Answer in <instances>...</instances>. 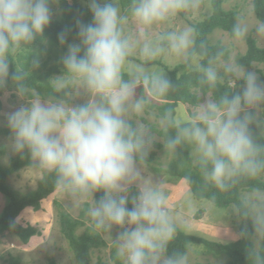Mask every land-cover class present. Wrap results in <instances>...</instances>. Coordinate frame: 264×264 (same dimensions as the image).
<instances>
[{"label":"clouds","instance_id":"clouds-1","mask_svg":"<svg viewBox=\"0 0 264 264\" xmlns=\"http://www.w3.org/2000/svg\"><path fill=\"white\" fill-rule=\"evenodd\" d=\"M87 2L92 22L78 21L80 43L68 46L63 64L93 99L69 105L62 99L43 101L35 96L4 113L14 148L30 150L44 167L58 173L59 182L67 188L104 193L90 215L97 227L123 228L118 243L127 264H183L180 258L164 257L175 233L164 196L148 185L140 186L131 201L126 194L138 176L136 155L145 146L143 132L133 129L127 119L131 112L143 109L144 100L136 98V89L150 84L153 92L163 94L171 82L147 75L125 80L122 68L132 48L120 27L126 18L111 3ZM50 5L51 0H0V88L9 79H23L11 71L7 55L30 44L49 27ZM192 6L189 0H136L132 15L142 25H151ZM235 31L242 36L246 29ZM258 31L264 32V25ZM167 38L177 53L192 43L190 30ZM65 39L61 35V43ZM157 52L147 44L142 49V55L149 57ZM229 70L243 79L242 90L219 104L206 101L194 112L191 125L169 141L170 147L180 137L194 142L201 162L210 166L207 175L220 187L237 173L255 175L264 168V161L256 159L261 149L253 142L249 129L253 114L247 110L264 105V82L242 66ZM204 71L209 81L217 80L213 68ZM56 83L58 88L63 86L61 81ZM17 92L23 96L27 89L19 86Z\"/></svg>","mask_w":264,"mask_h":264},{"label":"rangeland","instance_id":"rangeland-1","mask_svg":"<svg viewBox=\"0 0 264 264\" xmlns=\"http://www.w3.org/2000/svg\"><path fill=\"white\" fill-rule=\"evenodd\" d=\"M61 1L51 0L52 20L62 18ZM103 2L113 4L118 8L120 16L126 18L121 21L120 27L123 35L131 41L132 48L128 55L131 59L125 60L122 68L125 80H131L138 76L143 77L144 75H147L150 79L166 78L170 80L169 72L186 63L194 49L196 37L193 26L205 21L213 12L212 0H189L190 4L194 6L171 15L163 21H157L151 25H142L131 13L128 14L123 10L120 6V0H103ZM83 4L88 7L87 0H84ZM224 8L225 10H238L239 27L246 29V31L242 36L239 35L235 38L222 30L214 31L210 36L211 44L222 43L229 49L230 56L228 60L213 64L211 68L217 73V81H227L233 89L240 92L243 85L236 84V81L243 79H238L229 68L239 65L238 58L246 54L248 38H254L258 46L264 48V32L258 31V27L262 24L255 16L253 0H225ZM185 30H190L192 43L187 49L177 53L170 47L167 37L171 33H180ZM79 43L80 41H74L72 44ZM145 44L157 49V55L154 57L142 55ZM23 47L21 46L19 49L12 51L18 69H20L19 55L22 53ZM35 51H38V48ZM64 56L62 57L64 58ZM63 58L59 61L54 56L49 63L50 67L57 65L60 67L61 72L56 74L52 80L55 87L58 90H67L66 102L69 105L85 103L93 99L85 86L73 80L67 73ZM43 61H47V57L38 64H33L32 71L36 70ZM8 62L12 71V64L9 59ZM243 68L254 72L257 78L264 82V65L254 64L251 68ZM204 69L207 68L202 67L201 58L195 57L190 71L205 72ZM125 76H128V78H125ZM57 81H61L63 86L58 88ZM6 85V91L2 97V109L0 110V128L2 130L0 148L4 151L1 163L5 167L10 164L13 158L21 155L24 150H15L12 132L7 126L6 117L3 114L28 103L35 96H39L43 101L54 100L43 98L32 90H28L27 94L21 96L17 92L18 85L13 84L9 88ZM199 95L203 98L200 105L194 107L181 104L178 106L175 117L178 125L192 123V116L199 106L206 101H214L211 95ZM136 98L144 100L143 109L139 113L131 112L127 119L133 129H139L143 132L145 146L143 151L136 155L138 176L128 185L129 190L126 194L129 196V200L131 201L132 197L138 193L140 186H151L164 196L171 221L176 229L187 235L212 242L228 243L237 241L241 219L235 207H218L210 202L198 201L194 198L186 180L157 172V170L166 169L172 160V154L161 135V132L165 131L167 127V121L160 116L159 111V107L163 105V102L155 95L150 84L148 86L143 84L138 86ZM247 110L254 112V121L264 136V105L259 106L257 109ZM159 145H162V147L159 148ZM191 153L195 164L201 162L196 145H193ZM152 154L155 156H152ZM151 157L154 158L149 161ZM53 171L55 170L44 167L37 158H34L32 166L12 175L7 183L17 192L28 193L36 190L44 176ZM212 182L214 181L212 180ZM95 195L96 192L85 193L61 187L55 194L43 201L39 211L32 208L26 209L18 218V222L23 226L31 225L35 227L38 234L32 238L28 245L22 244L15 235L9 232L0 234V264H9L11 260L20 261L21 264H49L51 259H54L57 264H77L69 244L61 232V211L67 212L74 220L80 222L79 235H101L102 241L106 243L104 247L101 246L90 251L91 264L99 262L118 264V261L127 264V257L119 252L118 234L123 231V228L115 225L97 227L96 221L90 215L91 209L96 207ZM242 198L251 212L252 219L259 224V229L255 235V244L258 249L263 234L261 222L263 221L264 212V191L243 193ZM6 201L7 198L0 193V213L5 207ZM57 203L60 206H57ZM176 229L173 238L176 235ZM164 257H167L165 253ZM182 261L183 264H222L226 262V259L208 252L202 245H191Z\"/></svg>","mask_w":264,"mask_h":264},{"label":"trees","instance_id":"trees-1","mask_svg":"<svg viewBox=\"0 0 264 264\" xmlns=\"http://www.w3.org/2000/svg\"><path fill=\"white\" fill-rule=\"evenodd\" d=\"M84 0H62L61 10L62 18L60 20H51L49 27L28 45L22 48L19 60L20 69L15 65V58L12 51L7 55L12 64V71L23 77L20 81L9 79L7 88L13 84L23 86L24 88L36 91L43 98L54 100H67V90H58L52 80L56 74H59L60 67L49 66L54 56L57 60H62V56L67 55L68 46L74 41H80L79 27L80 23L88 24L92 22V15L88 7L83 4ZM136 0H120V6L128 14H132V8ZM225 0H212L213 12L205 21L193 26L195 32L194 49L186 63L177 66L170 71L171 87L163 94L155 95L163 102L159 107L160 116L167 121L165 131L161 132L165 142L172 154V160L168 167L163 170H157L164 175L173 178L186 180L195 199L201 202H210L218 207H235L241 219L239 227V239L234 242L219 243L212 242L203 238L187 235L176 229V235L166 245L165 254L167 257H176L184 259L190 250L191 245H202L208 252L218 257H224L225 263L222 264H264V212L261 222L262 240L259 248L255 244V235L259 229V224L252 219L251 212L246 206L242 196L243 193H252L264 191V168H261L255 175L246 173H237L227 179L223 187L212 182L207 175L210 166L207 168L202 162L194 163L191 150L194 142L187 138L180 137L179 143L174 147L169 146V141L176 139L179 130L188 127L191 123L178 125L175 121L176 110L179 105L198 106L202 103L203 96L211 95L217 104L225 98H231L238 92L232 88L229 82L209 81L203 71H190L195 57L201 58L203 68H209L222 60H228L230 51L222 43L211 44L210 36L215 30H222L232 37H238L236 29L239 27V12L237 9L225 10ZM254 13L262 25H264V0H253ZM66 37L64 43H61L60 37ZM47 45V46H46ZM38 48V51H35ZM43 61L36 70L32 71L33 61L38 64ZM131 59L130 56L126 60ZM34 64V65H36ZM156 64V63H153ZM238 64L245 68H251L254 64L264 65V48L258 46L254 38L247 40L246 54L238 58ZM128 78V76H125ZM236 84L244 85L243 80H237ZM151 86V85H150ZM6 91L3 87L0 90V110L2 109V97ZM26 92V94H27ZM144 93V92H143ZM253 119L249 124V129L253 142L261 151L256 159L264 161V136L260 132L257 123ZM2 130L0 128V135ZM159 148L162 145L158 146ZM4 151L0 148V193L7 198L6 204L0 213V234L9 232L15 235L18 240L28 245L32 238L37 236L38 231L35 227L23 226L18 222L21 214L29 208L39 211L43 201L55 194L59 188H67L59 182V175L56 171L47 173L38 185V188L28 193H20L8 185V179L33 165L34 157L30 150L24 149L23 153L10 161L5 167L1 163ZM152 156H155L152 154ZM151 157L149 161H152ZM139 161H142L138 159ZM104 195L103 192H96L95 206L99 199ZM57 206H60L57 203ZM129 206H131L129 204ZM198 219V218H197ZM61 232L69 244L77 264H91L90 251L94 248L105 246L101 235L84 234L79 235L78 230L81 226L78 220H74L67 212H60ZM9 264H21L20 261L11 260ZM49 264H57L54 259ZM97 264H107L99 262ZM118 264H122L118 261Z\"/></svg>","mask_w":264,"mask_h":264}]
</instances>
